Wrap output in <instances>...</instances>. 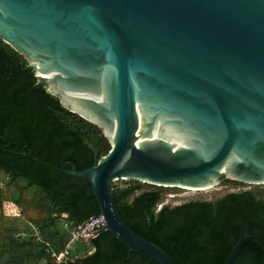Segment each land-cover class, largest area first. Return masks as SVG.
<instances>
[{"label": "water", "instance_id": "95a60500", "mask_svg": "<svg viewBox=\"0 0 264 264\" xmlns=\"http://www.w3.org/2000/svg\"><path fill=\"white\" fill-rule=\"evenodd\" d=\"M0 40L109 142L83 169L16 153L90 184L105 221L91 238L109 231L126 259L183 264L122 221L114 181L264 183V0H0ZM250 224L264 230L246 220L222 264H233L249 240L264 251Z\"/></svg>", "mask_w": 264, "mask_h": 264}, {"label": "trees", "instance_id": "16d2710c", "mask_svg": "<svg viewBox=\"0 0 264 264\" xmlns=\"http://www.w3.org/2000/svg\"><path fill=\"white\" fill-rule=\"evenodd\" d=\"M26 65L0 40V264H53L49 250H62L69 238L61 221L69 228L80 224L99 213L98 203L90 184L16 152L83 169L95 165L110 145L99 128L63 108ZM123 181V186L113 182L112 192L122 221L183 264H222L246 220L264 226V190L258 185L171 206L161 204L168 187ZM6 202L19 212L8 214ZM248 234L264 241V230L254 224ZM78 243L63 264H159L138 253L126 259V245L107 230ZM263 253L249 240L233 264H258Z\"/></svg>", "mask_w": 264, "mask_h": 264}, {"label": "rangeland", "instance_id": "374dc122", "mask_svg": "<svg viewBox=\"0 0 264 264\" xmlns=\"http://www.w3.org/2000/svg\"><path fill=\"white\" fill-rule=\"evenodd\" d=\"M115 185L123 186L124 181L119 179L114 181ZM261 190H264V183L263 184H257ZM253 185H215L210 188L206 189H188V188H169L166 189L164 198L161 204H169L171 206L180 204L182 202L192 200V199H208L213 200L215 198H218L220 196L225 195L228 192H237L242 189H251ZM160 204V205H161ZM158 205V207H160ZM5 206L7 208V212L11 213L14 212L17 214L19 211L18 207L10 202H6ZM59 225L64 226L65 221H61ZM24 228V225L22 226ZM65 228V227H64ZM68 231V230H67ZM79 244V243H78ZM79 245H75L74 248H76Z\"/></svg>", "mask_w": 264, "mask_h": 264}, {"label": "built area", "instance_id": "2783aa9c", "mask_svg": "<svg viewBox=\"0 0 264 264\" xmlns=\"http://www.w3.org/2000/svg\"><path fill=\"white\" fill-rule=\"evenodd\" d=\"M3 183L0 181V188H3ZM19 212V211H18ZM17 212V213H18ZM8 214H16L14 212H7ZM104 216L102 214H95L89 217L84 222L72 226L69 228V225L65 222L64 227L69 232V238L64 246V248L58 252L50 249L49 253L51 258H53V264H63L69 260V255L71 250L74 249V246L83 241L84 238H91L94 232L98 231L100 227L104 224ZM33 226V225H32ZM34 233L37 237L40 235V230L33 226Z\"/></svg>", "mask_w": 264, "mask_h": 264}, {"label": "bare ground", "instance_id": "6f19581e", "mask_svg": "<svg viewBox=\"0 0 264 264\" xmlns=\"http://www.w3.org/2000/svg\"><path fill=\"white\" fill-rule=\"evenodd\" d=\"M188 189H193V190H197V189H194V188H188ZM202 190V189H201Z\"/></svg>", "mask_w": 264, "mask_h": 264}, {"label": "crops", "instance_id": "0c3cea01", "mask_svg": "<svg viewBox=\"0 0 264 264\" xmlns=\"http://www.w3.org/2000/svg\"><path fill=\"white\" fill-rule=\"evenodd\" d=\"M92 251V250H91Z\"/></svg>", "mask_w": 264, "mask_h": 264}]
</instances>
